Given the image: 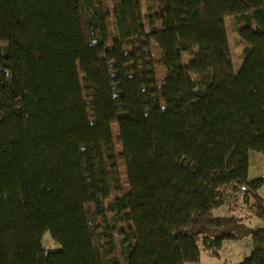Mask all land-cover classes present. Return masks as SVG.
I'll return each instance as SVG.
<instances>
[{"label":"trees","instance_id":"1","mask_svg":"<svg viewBox=\"0 0 264 264\" xmlns=\"http://www.w3.org/2000/svg\"><path fill=\"white\" fill-rule=\"evenodd\" d=\"M145 1L0 0V264H121L116 235L123 264H198L248 237L240 264H264L249 214H213L234 185L264 222L263 181H248L264 155V0Z\"/></svg>","mask_w":264,"mask_h":264},{"label":"rangeland","instance_id":"2","mask_svg":"<svg viewBox=\"0 0 264 264\" xmlns=\"http://www.w3.org/2000/svg\"><path fill=\"white\" fill-rule=\"evenodd\" d=\"M103 4L105 7V10L107 12H109V3L108 0H103ZM141 5H142V10L145 13L146 12V7H147V3L145 0H141ZM224 23L226 25V31H227V35H228V40H229V44H230V51H231V55H232V62H233V70L234 72H237L240 64H241V57H242V50L241 47L238 45V34L235 31V27L236 24L234 22V18L233 17H228L224 19ZM108 26H109V32H110V42L113 43V38H114V30H113V26H112V20L108 19ZM125 50H131L130 46H127L125 48ZM153 53L155 54V58L159 59V50L157 49H153ZM189 60V57L187 55H184L183 57V61L186 64ZM157 76L156 79L157 81H161L164 73H165V68L164 67H159L157 68ZM121 115V113H120ZM112 130L114 133V139H115V143L117 142V126L113 125L112 126ZM115 153L117 158V165H118V173L121 176V184H122V188L123 191L126 190V179H125V175H124V169H123V160L120 158V154H121V149L119 145H115ZM116 193L113 189V186L111 185V194H110V198L115 197ZM221 211L222 209H219L218 211H214V215L215 216H219L221 215ZM115 241H116V245H117V251H116V256L120 259L121 264H123L122 262V256L120 254V249H119V237L116 235L115 236ZM42 245L44 246V248L49 251V252H58L60 251V245H58L56 242L53 241V239L51 238L50 234H45L43 236L42 239ZM201 256H202V260H201V264H219L214 258H212L210 255H208V253H205L204 251H201Z\"/></svg>","mask_w":264,"mask_h":264},{"label":"crops","instance_id":"3","mask_svg":"<svg viewBox=\"0 0 264 264\" xmlns=\"http://www.w3.org/2000/svg\"><path fill=\"white\" fill-rule=\"evenodd\" d=\"M254 180L263 181V184L257 194L264 200V155L260 153H250L249 155L248 181ZM219 209H222V211L221 215L217 217H225L231 214V212L224 207H220L216 209V211ZM251 213L252 211L246 214H241L242 216H248L249 214L245 224L252 229H264V222L255 216H251ZM251 252V238L248 237L240 241H224L218 257H214L210 253H208V255L214 258L219 264H240L244 259L249 257ZM201 260L202 256L200 255V261L198 264H201Z\"/></svg>","mask_w":264,"mask_h":264},{"label":"built area","instance_id":"4","mask_svg":"<svg viewBox=\"0 0 264 264\" xmlns=\"http://www.w3.org/2000/svg\"><path fill=\"white\" fill-rule=\"evenodd\" d=\"M222 207L230 212L243 214L251 212L245 202L244 192L234 185H229L223 189Z\"/></svg>","mask_w":264,"mask_h":264}]
</instances>
